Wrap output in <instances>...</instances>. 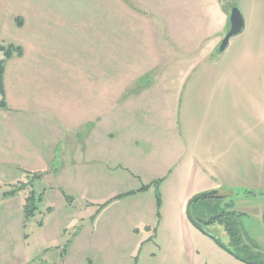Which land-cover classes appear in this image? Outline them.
<instances>
[{
  "label": "rangeland",
  "instance_id": "374dc122",
  "mask_svg": "<svg viewBox=\"0 0 264 264\" xmlns=\"http://www.w3.org/2000/svg\"><path fill=\"white\" fill-rule=\"evenodd\" d=\"M232 4L245 30L212 59L228 31L223 8ZM151 9L160 61L156 79H173L172 92L180 88L170 97L176 127L136 129V138L156 137V146L140 141L135 149L120 147L114 162L106 157L87 174L59 173L58 161L50 166L53 175L41 171L39 180L33 173L5 171L0 196L32 181L14 198V211L30 190L41 198L33 218L26 221L14 211L11 218L27 225L33 255L49 248L38 264H230L213 240L199 234L201 240L179 215L188 188L208 182L228 197L199 204L195 217L203 205L239 215L226 217L240 236V247L234 246L250 262H264V0H152ZM163 107L158 115L165 118ZM143 186L150 188L137 192ZM210 230L228 242L222 226Z\"/></svg>",
  "mask_w": 264,
  "mask_h": 264
},
{
  "label": "crops",
  "instance_id": "0c3cea01",
  "mask_svg": "<svg viewBox=\"0 0 264 264\" xmlns=\"http://www.w3.org/2000/svg\"><path fill=\"white\" fill-rule=\"evenodd\" d=\"M151 5L152 0L143 5L137 0H0V43L22 49L3 70L2 178L5 171L19 170L51 176L55 161L62 166L59 173L87 174L106 157L114 162L120 147L135 149L140 141L156 146V137L140 140L136 129L176 127L170 97L180 88L172 92L173 79H156L160 61ZM161 107L165 118L158 115ZM192 186L179 209L186 228L190 199L219 188L210 182ZM22 194L0 202L7 209L0 213V264H38L49 250L33 255L27 225L11 219L13 200ZM23 206L16 203L14 212L24 215ZM222 252L230 264L241 263Z\"/></svg>",
  "mask_w": 264,
  "mask_h": 264
},
{
  "label": "trees",
  "instance_id": "16d2710c",
  "mask_svg": "<svg viewBox=\"0 0 264 264\" xmlns=\"http://www.w3.org/2000/svg\"><path fill=\"white\" fill-rule=\"evenodd\" d=\"M223 10L225 13H227L224 8ZM226 28H228V26ZM0 54L3 56V58L0 59V108L4 109L6 107L5 100H4L3 83H2L4 65L6 61L11 59L14 55H16L17 57L22 56V49L14 45H0ZM23 172L27 173L28 175H32V173L28 171H23ZM43 175H44L43 173H33L32 179L39 180L42 178ZM31 182H28L26 184L25 183L20 184L16 187H13L10 191L3 193L0 196V202L7 198L14 197L18 193L26 191L27 189L31 188V184H30ZM161 182L162 181L160 180L156 182L155 184L156 207L158 210L161 207V198H160V194L158 190V186H159L158 184H160ZM149 186H143L137 192H145L150 188ZM134 193L135 192L122 194V195L115 197V199H121L125 196H130ZM193 198L190 199V201L187 204V208H186L187 219L193 225V227H195L204 236L213 240L221 250L226 252L228 255L232 256L237 261L243 264H264V262H250L249 260H247V258L244 255L240 254V252L238 251V247L234 246V244H236L240 247L239 245L240 236H239V233H236L234 231L231 224L226 220V217L227 216L240 217L239 215H235L234 213H231L230 211H227L225 209L214 210L210 207H206L205 205H203L204 208L200 210L198 218L195 217L196 207L202 206L199 204H202L203 202L209 201V200H222L225 198H209V199L197 201L192 206L191 211L189 212V205ZM39 202H41V198L40 197L37 198L34 192L30 190L25 197L24 206H23L24 218L26 221H28L29 219L35 216L36 212L38 211L37 204ZM213 225L222 226L224 232L228 236V242H223L222 240H219L218 237L210 230V227H212ZM81 226L82 224L76 227V232H80V230L82 229ZM76 235H77L76 233L73 234V236H76ZM241 248L245 249L246 247L244 245H241Z\"/></svg>",
  "mask_w": 264,
  "mask_h": 264
},
{
  "label": "water",
  "instance_id": "95a60500",
  "mask_svg": "<svg viewBox=\"0 0 264 264\" xmlns=\"http://www.w3.org/2000/svg\"><path fill=\"white\" fill-rule=\"evenodd\" d=\"M224 9L227 12L226 14H227L228 31L223 37L221 43L218 45V47L214 50V52L210 56V58L212 59L216 54H221L225 52L229 47L231 39L238 37L245 30V22L240 9L235 4H232L229 7L226 5L224 6ZM227 197L228 196L222 194L219 190L199 194L195 196L190 202L189 212L191 211L192 206L197 201L209 199V198H227Z\"/></svg>",
  "mask_w": 264,
  "mask_h": 264
},
{
  "label": "flooded vegetation",
  "instance_id": "af4514ba",
  "mask_svg": "<svg viewBox=\"0 0 264 264\" xmlns=\"http://www.w3.org/2000/svg\"><path fill=\"white\" fill-rule=\"evenodd\" d=\"M228 7L230 6V5H227Z\"/></svg>",
  "mask_w": 264,
  "mask_h": 264
}]
</instances>
